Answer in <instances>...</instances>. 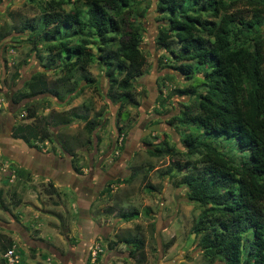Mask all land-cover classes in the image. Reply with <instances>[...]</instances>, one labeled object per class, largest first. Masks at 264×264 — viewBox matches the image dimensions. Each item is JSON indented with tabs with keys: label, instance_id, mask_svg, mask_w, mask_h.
<instances>
[{
	"label": "trees",
	"instance_id": "trees-1",
	"mask_svg": "<svg viewBox=\"0 0 264 264\" xmlns=\"http://www.w3.org/2000/svg\"><path fill=\"white\" fill-rule=\"evenodd\" d=\"M29 1L38 5L39 13L22 21L18 30L24 36L21 42L43 70L32 73L22 88L9 96L12 103L26 111V119L36 116L34 100L38 102V97L42 99L48 94L50 98L63 99L60 88L46 80V70L55 75L60 72L54 80L56 84L63 83L65 90V82L74 71H80L86 82H95L93 78L88 80L85 73L94 62L101 67L107 81L105 99L121 106L134 104L137 79L147 63L141 50L146 31L142 18L150 5L142 7L143 0ZM150 1H154L153 11L158 21L153 41L163 49V56L176 64L173 70H179L183 78L191 80L193 61L208 68L202 71L203 78L196 77L199 83H187L175 89L177 95H187L189 101L182 104L180 113L164 121L168 125L179 122L195 128L180 134L185 155L196 156L194 165H201L197 172L189 171L183 176L186 188L183 200L201 210L189 230L197 237L205 260L264 264V0ZM242 4L249 7V15L241 13ZM15 28L10 26L9 31ZM6 33L0 32V40ZM42 51L47 54L42 55ZM44 57L47 61L43 63ZM27 62V58L23 59L21 65ZM18 76L19 72L14 70L12 81ZM95 87L99 89L98 85ZM83 90L80 87L73 95L67 92L70 96L64 102L78 97ZM158 98H161L160 89ZM74 117L85 121L84 131L99 144L100 137L94 130L99 127L95 125L97 122L103 125V118L97 119L96 114L87 119L86 115L68 110L57 119L69 123ZM39 123H17L11 126V137L36 148H40L36 140L53 142L48 123ZM124 131V128L117 131L114 139L117 149L124 141ZM211 136L227 138L242 153L235 156L218 149L207 140ZM86 140L92 141L89 136ZM60 144L68 154L73 153V159L77 157L76 152H71L74 150ZM148 151L156 156L175 154L164 138ZM14 170L22 178L21 168L16 166ZM132 171L127 177L106 184L100 193L109 192L111 184L130 181L134 177ZM28 174L26 180L30 178ZM144 175L143 180L147 178ZM148 186L153 188L151 184ZM46 194L55 196L57 192L49 184ZM0 209L9 210L2 199V189ZM149 211L150 208L145 209V213ZM138 213L133 208L126 209L115 219H135ZM121 240L128 245V256L144 249L139 236H125ZM116 245L117 241L108 242L109 249ZM10 246H14L11 236L0 231V264H9L3 253Z\"/></svg>",
	"mask_w": 264,
	"mask_h": 264
},
{
	"label": "rangeland",
	"instance_id": "rangeland-1",
	"mask_svg": "<svg viewBox=\"0 0 264 264\" xmlns=\"http://www.w3.org/2000/svg\"><path fill=\"white\" fill-rule=\"evenodd\" d=\"M151 2L150 0H143L141 4L142 7L144 5L149 7L150 5L147 14L142 18L144 21L147 20V22H144V24H146L145 29L147 30L148 28L149 30L148 33L144 31L141 43V50H143L146 55L147 63L140 77L137 79L138 83L135 86L136 99L134 104L129 103L121 106L119 103H110L105 99L107 90V84L105 86V82L104 85L102 84V90H98V88L94 86L89 88L88 93H84L86 98L93 99V104L91 106L93 115L95 112H99L101 115L98 116L97 114V119L102 120L103 118V125L98 122L95 124L101 127L95 132L97 135H99L98 133L100 131L102 134L104 133V135L106 133L107 143L105 149L110 147L112 144L111 142L117 138V131L121 128L122 130L123 128L126 130L123 135L124 141L120 143L118 149L116 148L114 151L115 157L112 155V158L114 159L113 163L116 162V167L121 164V167L125 166V170H127L128 173V168H130V170H133L132 173L134 174V177H132L130 181L120 182L122 184H114L111 186L109 192L100 193L101 196L99 194V202H96V205L99 206L94 210L99 214L97 215V220L99 222L102 221L103 214L105 216L110 215L111 217L109 219L113 224H111L110 229H108L109 231L103 230V232H105L103 233L104 237L102 234L98 237L99 240H97V243L101 248L97 263H104L103 259L105 254H107V258L110 260L107 264H117L118 261H121V264H224L217 259L213 261L205 260L198 247L197 237L189 230L191 223L196 220L201 210L196 208L193 203L183 200L184 191L186 190L183 184V176L189 171L197 172L201 168V165H194L193 160L196 159V156L185 155L186 149L182 144L180 134L182 133L181 131L184 130L195 131V128L192 125L188 126L179 122H174L172 125H168L164 122L180 113L182 104L189 101L187 95H177L176 92H174L175 89L187 83H199L201 77L203 78L202 71L208 70V68L198 65L196 61H193L194 70L190 78L191 80L183 78V74L179 70H173L176 64L169 57L166 58L165 55L163 56V49L159 48L157 44L152 41L153 38L150 37L151 35H155V26L157 25V23L155 25L157 21L155 16L157 14L153 11L155 7L154 1L152 4ZM240 8L244 16L249 15L250 9L247 5L242 4ZM136 11L138 12L139 10L136 8ZM38 13V5L29 0L0 1V32H8V34L6 33V36L0 40V124L4 123L5 125L1 133L7 134L8 136H4L6 138H10V131H6V129H8L7 127L10 126L11 123L7 122V119H4L3 115H8L10 122L14 117L17 123L23 122L26 117V115H23V112L26 113V111H22L19 104L12 103L9 100V90L22 88L24 81H26L25 78L28 76V70L26 71L24 68L22 73L19 70V68H21V61L26 55L27 47L21 44L16 48L18 45L15 43V38L17 40L19 39L17 37H24L18 30L21 22L36 17ZM10 26H16V28L9 31ZM8 36H14L11 38L12 42L6 40ZM19 41H21V39H19ZM10 49H13L14 53H10ZM155 52L158 54L156 57L153 56ZM155 60L157 61L156 69L152 70ZM35 62L36 60L34 59L29 68H35ZM93 67V69L96 70L93 76L97 79L102 70L97 63L93 64ZM14 70L19 72V76L12 81L11 78ZM58 74H60V72H57V75ZM47 77H52V74H48ZM196 77H200V79L197 80ZM201 82L202 80L200 83ZM49 83L51 84V81ZM104 89L105 92H103ZM159 89L161 90L160 99L158 98ZM199 90L201 91V89ZM191 99L193 100L195 98ZM34 104L36 108L39 109V114H43L44 110L42 107L44 106V102L40 100L36 102V100H34ZM108 105H110V109L113 110L114 116H112L110 112H107V109H109L107 107ZM118 109L121 110L120 113H118ZM60 112V114L64 113L62 110H60ZM37 118V120H40V123L44 120L43 116H37ZM81 123L82 122H78L75 126L63 128L62 131L56 132L55 129L56 133L49 129L50 138L55 142L48 141L44 144L41 143L40 140H36L35 143L40 148H44L46 152L58 148L60 144V140H58L59 137L66 140L67 143L63 142V144L72 148L71 150L81 149L84 145L87 147L89 145H98L95 138L84 131ZM72 124H74V121H72L70 125ZM88 136L92 140L90 143H87L86 140ZM163 138L164 140H168L175 154L168 156L150 154L148 150L152 149L154 145L161 144ZM226 139L222 136L217 138L211 136L207 138V140L217 145L218 149L232 153L235 156L240 155L242 152L237 150L235 145H233L234 143H230V141ZM145 140L148 141V143H145ZM6 149L5 144H0V161L6 160L13 168L18 166L15 161L9 157L10 154L13 155L11 151ZM3 150H6L5 153H3ZM99 155L101 154H95L94 160H96ZM88 157L89 153H83L82 151L78 153L77 150V158H75V160L72 158V160L76 162L80 161L79 163L85 164ZM75 165L78 166L77 163ZM118 173L119 175L124 174L120 172V170ZM144 174L147 175V178L143 180ZM1 179L6 180L4 184L0 183L4 189L2 199L7 205L12 204L14 206L13 202H15V197L11 195V188L14 190V186L19 178L16 176V178L11 181L8 176L0 173V180ZM36 184V186L33 185L32 189L38 198H45V196H47L49 197L48 200L51 201V199L57 197L48 196L46 194V189L49 187V184L43 181L37 182ZM148 184H151L153 188H150ZM32 189H30V192ZM63 191L69 194L66 199H68L69 204H71L72 200L69 188ZM57 195L65 198V194L60 190L57 192ZM131 208L139 212L137 218L130 220L115 219L119 212ZM147 208H150V211L145 213V209ZM70 214H72L74 218L77 216L73 210L69 211L67 215ZM130 235H136L142 238L144 241V249L128 256V245L121 239ZM49 237L53 242H55L53 238L57 239L53 234ZM109 241H117V245L109 249ZM59 244L63 246L64 243L62 244V242L59 241ZM65 245L66 244H64V247ZM23 255L25 254L22 253L20 257L22 261L21 264H25V261L22 260ZM51 260L52 261H47L44 259L43 263L56 264L53 259Z\"/></svg>",
	"mask_w": 264,
	"mask_h": 264
},
{
	"label": "crops",
	"instance_id": "crops-1",
	"mask_svg": "<svg viewBox=\"0 0 264 264\" xmlns=\"http://www.w3.org/2000/svg\"><path fill=\"white\" fill-rule=\"evenodd\" d=\"M145 22H147V20ZM144 26L146 27V24H144ZM148 31L147 28L145 33H148ZM13 37L14 36H8L6 40L12 42L11 38ZM150 37L154 38L152 35ZM17 38L24 39V37ZM19 39L16 40L15 38V41H17L15 43L18 45H15L16 48L21 44L26 45L18 41ZM46 54V51H42V55ZM157 55V52H155L153 56L156 57ZM26 58H28V62L23 63L19 70L21 73L24 68L26 71L28 70L27 78L35 71L43 70V66L39 64L34 55L29 53L28 47L24 59ZM34 59L36 60L34 64L35 68H29ZM45 61H47L46 57H44L43 63ZM154 62L152 70L156 69L157 61L155 60ZM95 63L96 62L89 65L85 71L88 80H90V78L95 79L93 76V74L96 73V70L93 69V64ZM45 74L46 80H48V82L51 81V85L60 88L61 97H63V99H61V101L58 99L56 100L50 98L51 96L48 94L43 95L42 99L38 97L37 101L40 100L44 102V106L42 107L44 110L43 114H39V109L36 108V116L29 117L28 119L24 118L21 123H38L40 120H37V116H43V122L46 121L48 123V131L50 129L56 133L57 131H62L63 128L75 126L78 122H82L81 124L84 128L85 121H81L75 117L70 119V121H68L69 123H60L58 121V115H64L68 110H73L79 115H86L87 119H92L96 114L101 115L99 112H95L93 115V110L91 108L93 99L86 98L84 93H88L89 88L95 85H98V90H100L104 82L106 86L107 81L102 72L99 74L98 78L95 79V82H86L80 77V71H74L69 81L65 82V90H63L64 88L62 87L64 86L63 83L56 84L54 79L57 78V76L54 72L46 70ZM48 74H52V77H47ZM27 78H25V80H27ZM91 83L93 84L91 85ZM80 87H83L84 90L78 97H73L70 101L64 102V100L70 96V94H66L67 92H70L72 95L74 93L76 94ZM14 90L15 89L9 90V93L11 94ZM103 92H105V89ZM107 107L109 108L107 112H110L111 115L114 116L113 110L110 109V105ZM58 109L62 110L64 113L60 114L61 112ZM3 117L7 119V122L11 123V125L7 127L8 129H6V131H10L11 126L16 125L17 122L14 117L11 122L8 115H3ZM72 121H74V124L70 125ZM4 126V123L0 124V133L4 130ZM100 128L101 127H97L94 131H98ZM10 132V138L4 137L7 134H0V140L2 141V143L0 141V144H5L6 148L11 151L13 155L10 154L9 157L15 161L19 169L21 168L23 174L22 178H19L16 182L14 190L11 188V195L15 197V202H13L14 206L12 204L8 205L9 210L0 209V231L11 236L14 244L13 247L19 255V260L23 253L25 255H23L22 260L25 261V264H45L43 263L44 259L47 261H52L51 259H53L56 264H98L97 261L92 259L90 250L97 243V240H99L98 237L101 234L103 236V233H105L103 230L109 231L108 229H110L113 223L109 219L111 217L110 215L105 216L103 214L102 221L99 222L97 220V215L99 214L94 210L99 206L96 205V202H99V197L101 196L100 189L103 188L104 185L98 188L97 191L93 190V188L98 186L100 182L105 184L106 181L109 183L116 181L118 178L127 177L131 172L130 168H128V173L127 170H125V166L121 167L120 164L116 167V162L113 163L114 159L112 155L114 156V151L116 150L115 140L113 141L114 143H112L113 145L105 149L107 143L106 133L104 135V133L102 134L100 131L98 133L101 140L98 144L99 146L89 145L87 147L84 145L81 149H77L78 153L81 151L83 153H89L87 162L83 164L79 163L80 161H73V153L68 154L59 143L58 148L46 152L44 148L40 149L25 145L22 140L11 137ZM58 140H60V143L66 142L64 138L59 137ZM40 142L46 144L48 141L42 140ZM77 150L71 152L77 153ZM97 153L101 155L94 160L95 154ZM76 163L78 166L75 165ZM119 170L124 174L119 175ZM28 173L30 174V178L26 180L25 177ZM4 181L6 180L1 179L0 183L4 184ZM42 181L46 184H51L56 192H59V190L62 191L63 194H65V198L60 195H55L57 197L51 199V201L48 200L49 197L47 196H45V198H38L32 188L33 185H37V182ZM118 183L122 184L120 182ZM113 185L114 184H111V186ZM68 188L71 192V204H69V200L66 199L69 194L63 191ZM0 189H2L3 193L4 189L2 185H0ZM30 189H32L31 192ZM71 210L75 211L77 214L75 218L72 214L67 215ZM51 234L57 237V239L53 238L55 242L50 239L49 236H51ZM59 241H61L62 244H66L65 247L64 244L61 246ZM103 262L104 263L99 264H107L110 262L107 258V254H105ZM21 263L22 261L20 260L16 264ZM117 264H121V261H118Z\"/></svg>",
	"mask_w": 264,
	"mask_h": 264
},
{
	"label": "built area",
	"instance_id": "built-area-1",
	"mask_svg": "<svg viewBox=\"0 0 264 264\" xmlns=\"http://www.w3.org/2000/svg\"><path fill=\"white\" fill-rule=\"evenodd\" d=\"M9 51L10 53H14L13 49H10ZM23 115H26V113L23 112ZM118 140L120 141V136ZM0 173L5 176H8L9 180L11 181L16 178V170H14V168L10 166V164L6 160L0 161ZM100 248V245L96 243L94 247L90 250V255L92 259H94L96 253L100 251ZM3 256L9 264H16L19 261V255L15 251L13 246L8 247L3 253Z\"/></svg>",
	"mask_w": 264,
	"mask_h": 264
},
{
	"label": "flooded vegetation",
	"instance_id": "flooded-vegetation-1",
	"mask_svg": "<svg viewBox=\"0 0 264 264\" xmlns=\"http://www.w3.org/2000/svg\"><path fill=\"white\" fill-rule=\"evenodd\" d=\"M111 143H114V142L112 141ZM111 145H113V144H111ZM3 151H4L3 153H5L6 150H3ZM7 156H8V155H7ZM104 181H105V180H104ZM105 184H108V181H106ZM105 184H103L102 182H100V184H98V186H96L95 188H93V190L97 191L98 188L102 187L103 185H104V187H105V186H106ZM104 187H103V188H104ZM101 189H102V188H101ZM101 189H100V190H101Z\"/></svg>",
	"mask_w": 264,
	"mask_h": 264
}]
</instances>
